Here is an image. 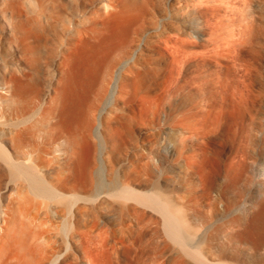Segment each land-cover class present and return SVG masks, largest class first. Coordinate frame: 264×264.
<instances>
[{
	"label": "bare ground",
	"instance_id": "obj_1",
	"mask_svg": "<svg viewBox=\"0 0 264 264\" xmlns=\"http://www.w3.org/2000/svg\"><path fill=\"white\" fill-rule=\"evenodd\" d=\"M180 1L157 18L148 0H0L12 35H0V264H99L103 211L118 223L112 249L146 237L132 264H264V113L247 130L243 111L261 91L264 15L236 33L223 2ZM156 46L170 67L152 88L140 64ZM225 105L238 111L237 145L209 163L197 150Z\"/></svg>",
	"mask_w": 264,
	"mask_h": 264
},
{
	"label": "rangeland",
	"instance_id": "obj_2",
	"mask_svg": "<svg viewBox=\"0 0 264 264\" xmlns=\"http://www.w3.org/2000/svg\"><path fill=\"white\" fill-rule=\"evenodd\" d=\"M144 1L145 0H123V2L131 8H133V7L137 8ZM205 1H208V0H205ZM220 2H223L224 4L227 5L228 10L226 13L229 16L228 18H230L231 20L233 18V20H234L233 27H234V32H236V33H238V29L240 27V24H242L244 22V20L246 22H251L252 20H255L257 17H259L260 14L264 15V0H212L211 4H217ZM148 3L151 4V6L153 7L152 10L156 14L157 18H160L161 16L167 15V13H169L171 9H173V11L175 9L176 10L178 9V0H148ZM188 3L192 4L191 0H181L180 1V6L184 7V9H185L184 11H187ZM188 10H191V7L188 8ZM184 16H185V18L186 17L191 18V16L193 17V15H190V14L188 16H186V15H184ZM179 18H181V17L180 16L178 18L173 17L172 19H175L177 21ZM116 23H117L116 21H112L111 27L109 28L108 39H109L110 43H115L119 39V35H121V32H123V29L121 31L120 25L118 23L117 24ZM232 23L233 22L228 20V19L223 22L222 31H224L225 35H229L231 33V29H232L231 24ZM224 26L226 28H224ZM7 29H9L7 22H5V20L0 18V31H1L0 35H1V37L4 35L2 37L3 43L7 40L4 43L5 45L8 44L9 41H11V39H12V35H11V33H9V31ZM2 30H4V31H2ZM227 31H228V34H227ZM5 32H7V33H5ZM237 36L238 35H236L235 37H237ZM256 39L258 41V45H257L258 53L260 54L258 78H259L260 83H261V85H260L261 91L259 92L257 106L253 110H251V107H252L251 96H249L247 98V101H246L247 107L243 109V111L245 112V116H246L245 119H246V123H247V130H249L250 126H251L250 125L251 116L255 113L258 116V119L262 122V117H263V113H264V29L258 33V37ZM144 50H145L144 52H146L145 54H147V57H148V55H153L154 57L148 59L147 61H141L140 65H142V66L140 68L142 70L143 69L146 70V81H147V83H149L151 85L152 88H155L157 86L156 85L157 81H162V79H164V77L166 76L168 69L170 67V63H169L170 61H169L168 56L162 55V53L160 52L162 49L158 48L157 46L155 47V49H152V50L144 47ZM190 63H193V62H190ZM207 67L209 69L217 68L215 66V64H213L211 68L209 65ZM207 67H204V68H207ZM78 68L80 69V67H78ZM196 68H197V66H195L194 64H190V66L185 67L186 70L184 69L185 70L184 75L186 77L194 76V74L196 73ZM157 73H158V75H157ZM155 74H156V76H155ZM192 84L194 85V83H192ZM196 84H200V79L197 81ZM201 88L202 87L194 85V87L192 88V91H195L197 93L195 95L199 96L198 92L200 90L204 91V88H202V89ZM152 91H154V90L152 89ZM235 98H238V96H236V97L232 96L231 99H235ZM237 113H238V111L234 106L225 105L223 107H218L217 110L213 111L210 114L211 117L207 118L209 125L212 124V117L215 115H219L221 117L223 124H222V127L219 128L217 133H214L213 136L210 138L213 141H210L207 145L201 146L204 148V150L202 148H201V150L200 149L197 150V152L198 151L200 152V154L198 155V158L202 155L201 152H203L205 154V156H203L204 155L203 154L202 157L208 158L207 161H209V163H212L216 160L217 161L219 160V162H221V160L222 161L226 160L231 156V154H233L234 149L237 145L236 141L238 140L234 134L235 129H238V125L235 126L234 122H233V121H235ZM231 128H232L231 134L227 138L224 135V133H225L224 130L227 129L226 131H229ZM220 143L223 144V149L225 150V152L221 155H219V153L216 152V150L218 151V147L220 146ZM262 147L264 148V142L262 143ZM152 163H155V164L157 163L156 162V156H153ZM214 163H216V162H214ZM205 167H206L207 173H209V171H211V169H212L211 165H209V164H207V166H205ZM249 174L251 175L252 173L249 172ZM249 188H250V186H249ZM100 215H101L99 217L100 226L107 227L108 231L107 232H101L100 234L95 235V237L92 240L93 242H91L93 254L95 255L99 264H132L135 261L137 255H140L142 253V250H141L142 242L141 241H143V239L145 240L146 237L145 236L142 237V235H141V237H139L138 235L135 236L136 245L138 246V249L135 248L133 244L130 245L127 243L126 246H123L122 248H119L116 251V250L112 249L106 243L108 240H110V241L112 240L111 230L117 229L118 223H117L116 219H114L115 217L113 214H110L106 211H103V212H100ZM72 244L73 245H72L71 249L68 251V254L70 255V257L72 258L73 254H75V253L78 256H82V254H83L82 251L76 247V244L74 242H72ZM74 246L76 247V249ZM139 247H140V249H139ZM79 261H80V264H86L85 262L87 261V259L83 258V256H82V259H79ZM62 264H64V263H62Z\"/></svg>",
	"mask_w": 264,
	"mask_h": 264
}]
</instances>
